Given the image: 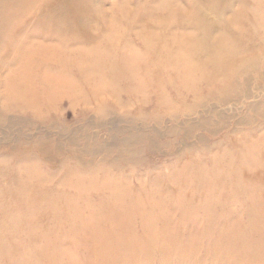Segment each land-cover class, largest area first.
Returning a JSON list of instances; mask_svg holds the SVG:
<instances>
[{
  "label": "rangeland",
  "instance_id": "374dc122",
  "mask_svg": "<svg viewBox=\"0 0 264 264\" xmlns=\"http://www.w3.org/2000/svg\"><path fill=\"white\" fill-rule=\"evenodd\" d=\"M3 1L0 264H264V0H219V67L184 19L143 46L124 14L153 0H91L66 53L38 27L82 32V0Z\"/></svg>",
  "mask_w": 264,
  "mask_h": 264
},
{
  "label": "bare ground",
  "instance_id": "6f19581e",
  "mask_svg": "<svg viewBox=\"0 0 264 264\" xmlns=\"http://www.w3.org/2000/svg\"><path fill=\"white\" fill-rule=\"evenodd\" d=\"M36 1V0H35ZM35 1H33L32 3H34ZM91 0H82V3L80 2V4H78L79 6L80 5H84V7L82 8L81 6L78 8V10H75L73 11V14L74 16L78 19H75L74 20V25H81V27L84 29L82 30V32L76 34L74 33L73 31L69 32V31H61L59 29V27L62 25V23H59V26H56V24H50V23H46L45 25L42 24L40 27H38V29L42 32V34L44 35H47L49 36V40L52 41V45L50 46H54L53 49H60L61 51H65V53L67 51H70L71 48H72V44L73 43H80V42H83V43H87V44H93L95 45L96 42H97V39H98V35L95 37V38H92L90 37V28H92V26H90V22H86L85 18L82 17V15H92L94 17H98L99 18V12H96V11H92L90 9H87L86 5L89 4V7L91 4H93L92 2H90ZM263 0H261L262 2ZM3 0H0V28H4V27H7L8 23L11 22V19L8 20V14L5 10H3ZM186 2V6L189 10H183V7L180 6L179 4L176 3L175 0H158V1H155L153 0V2L150 4V7L149 6H146L144 8H140L141 11H139L138 9H130L129 11H127L126 14H124L123 16L126 17V19H130L128 21V25L132 26L131 24L133 23L134 26H138L140 25L139 23H141V20L142 19H145V21L147 20V23H141V25L143 24V26H146L145 28L142 27L143 29L141 30H138L137 28V33H138V36L140 37L142 43H143V46L147 47V48H150V41L151 43L153 42V40H155L156 36L155 34H152L151 31H154L155 28L157 27H161L167 23H175V22H179L180 21H184L186 23H190L191 25V29H188L189 31L191 30V35L189 33V35H187V37H183V41H180L179 43H176L175 42V45L178 47V49L182 50V48H186L187 47V51H189V53L193 52V53H197L196 49H207V51H209L210 53V56H211V63L212 64H215V66L217 65V67L219 66H225V63L226 64H229V62L231 63V61H228V59L230 57H233V54L234 52H229V53H225V48H228L230 45H233L232 42H229L227 40H225V38L220 35L221 33H219V31H216L218 30V28L220 29H223L225 31H228V29L230 28H233L234 25H237L236 24V20L238 19L237 18V15H234L235 17L234 18H227L228 21L227 22H224L222 21V19L220 17H222L224 15V10L228 11V7H229V4L228 3V6L222 8L221 4L219 3L220 1L219 0H185ZM231 2V1H230ZM128 3V2H127ZM256 3V2H255ZM132 4V3H131ZM259 4V3H258ZM257 4V5H258ZM264 4V3H263ZM31 5V4H30ZM99 5V4H98ZM129 5V3H128ZM152 5V6H151ZM143 6V5H142ZM233 6V5H232ZM259 6V5H258ZM231 7V6H230ZM17 8V7H16ZM15 8V9H16ZM85 8V9H84ZM228 8V9H227ZM15 9L13 10L12 9V12L15 11ZM95 9V8H94ZM150 9V12L148 11ZM19 10V9H18ZM38 10V8L32 10L33 13H35L36 11ZM202 10H209L210 14L213 13L216 18H219V20L215 23H213L212 21L208 20L206 21L205 18H204V15L202 14ZM60 11V9L58 8H52L50 10V13H52V16L53 15H56V12ZM205 11V12H207ZM254 11V9L252 10ZM251 11V12H252ZM84 13V14H80V13ZM93 12V13H92ZM230 12V11H229ZM236 12V11H234ZM250 12V13H251ZM14 13V12H13ZM63 12L61 11V14ZM158 13H161L162 15L159 16ZM255 13V12H254ZM258 14L261 13L260 12H257ZM15 14V13H14ZM13 14V15H14ZM122 14V13H121ZM12 15V17H13ZM261 16V14H259ZM258 15V16H259ZM34 15H32L31 17H33ZM148 16V17H147ZM82 17V18H80ZM103 17V16H102ZM139 17H143L142 19L139 18ZM5 19L6 22H5ZM60 18V17H59ZM139 18V19H137ZM237 18V19H236ZM261 18V17H260ZM259 18V19H260ZM119 18H117L118 20ZM62 20V19H61ZM98 20V19H97ZM137 20V21H136ZM39 21V20H38ZM41 21V20H40ZM44 21H47L44 19ZM63 21H64V24L67 23V19L63 18ZM102 21V20H101ZM144 21V20H143ZM149 21H152L151 23H149ZM167 21V22H166ZM260 21V20H259ZM70 22V21H69ZM56 23H58V21L56 20ZM90 23V24H89ZM94 23V22H93ZM108 23V22H107ZM138 23V25L136 24ZM180 23V22H179ZM6 24V26H5ZM41 23L39 22V25ZM119 24V23H118ZM117 24V25H118ZM94 27L93 29L95 28L97 30V26L98 24L95 22V24H92ZM169 25V24H168ZM217 26V29H216V26ZM260 25V24H259ZM86 26H87V29H86ZM78 26H76L77 28ZM190 27V26H189ZM109 28V27H108ZM236 28V27H235ZM94 29V31H95ZM186 29V28H185ZM105 31H102L103 33L105 32L106 35H108V29H104ZM143 30V31H142ZM182 30V28H181ZM98 31V30H97ZM116 31V30H115ZM99 32V31H98ZM101 32V34H102ZM117 32V31H116ZM148 33L149 34V37H143V33ZM187 32V30H186ZM118 33V32H117ZM155 33V32H154ZM143 34V35H142ZM223 34V33H222ZM233 34V33H232ZM72 35V36H71ZM104 35V34H103ZM172 35V34H171ZM225 36V34H223ZM227 36V35H226ZM231 36V34H230ZM2 38V37H1ZM5 42L6 40L8 39V35H6L5 37ZM185 38V39H184ZM41 39V38H40ZM101 39V38H100ZM109 40V39H108ZM9 42V41H8ZM55 42L57 43V45H54ZM165 42V41H164ZM7 43V42H6ZM127 43V42H126ZM128 44V43H127ZM166 45V43H165ZM48 46L46 49H49L52 48ZM164 47V46H163ZM38 48V47H37ZM162 48V47H161ZM172 48V47H171ZM40 49V48H38ZM234 49V48H233ZM96 50V49H94ZM94 50H84L85 52L83 53L85 57H83L81 60L83 61H87L88 58H93L94 54H95V51ZM83 52V51H82ZM59 53V52H58ZM132 53V52H131ZM63 54V53H62ZM61 54V55H62ZM225 54V55H224ZM240 54V53H239ZM21 53H20V57H21ZM60 55V56H61ZM100 55V54H99ZM107 56V55H106ZM189 56H191L190 54L187 55L186 59L189 58ZM230 56V57H229ZM88 57V58H87ZM226 57H229L227 59H225ZM185 58V56H184ZM207 59V58H206ZM209 59V57H208ZM207 59V60H208ZM232 59V58H231ZM4 60V63L7 64L9 63L10 61V57L7 56V58L3 59ZM128 60V58H127ZM190 60V59H189ZM233 60V59H232ZM112 61V60H111ZM125 61V60H124ZM63 62V61H62ZM107 62V61H106ZM126 62V61H125ZM209 62V61H208ZM206 62V63H208ZM66 63V62H65ZM130 63V62H129ZM134 63V62H133ZM205 63V62H204ZM187 64L188 66H190V61L187 60ZM58 65V64H57ZM205 65V64H204ZM127 66V65H126ZM125 66V67H126ZM228 66V65H227ZM62 67V66H61ZM50 68V67H49ZM128 68V67H127ZM130 68V67H129ZM198 68V67H197ZM221 68V67H220ZM104 69V68H103ZM50 70V69H49ZM58 70V69H57ZM105 70V69H104ZM129 69H127L128 71ZM170 70V68H169ZM54 71V70H53ZM227 71V70H226ZM50 72V71H49ZM95 72V71H94ZM52 73V72H51ZM227 73V72H226ZM96 74V73H95ZM107 75V74H106ZM126 75V74H125ZM217 75V74H216ZM40 76V75H39ZM111 76V75H109ZM127 76V75H126ZM125 76V77H126ZM219 76V75H218ZM225 76V75H223ZM44 77V76H43ZM98 77V76H97ZM220 77V76H219ZM17 78V77H15ZM210 78V77H209ZM225 78V77H224ZM20 81V80H18ZM207 81V80H206ZM205 81V82H206ZM17 83V82H16ZM28 84V83H27ZM35 85V84H34ZM18 86V85H17ZM7 90V89H6ZM3 91V90H2ZM12 91V90H11ZM10 91V92H11ZM20 92V91H19ZM12 95V94H11ZM161 183H164V182H161ZM84 190V189H83ZM259 190V189H258ZM256 192H259V191H256ZM249 193V192H248ZM253 193V192H252ZM83 194V193H82ZM60 213V212H59ZM46 219V218H45ZM51 219V218H50ZM45 223V222H44ZM26 230V229H25ZM53 231V230H52ZM27 232V231H26ZM47 232V231H46ZM52 234V233H51ZM47 235V234H46ZM45 235V236H46ZM44 236V235H43ZM72 236V235H71ZM46 240V239H44Z\"/></svg>",
  "mask_w": 264,
  "mask_h": 264
}]
</instances>
